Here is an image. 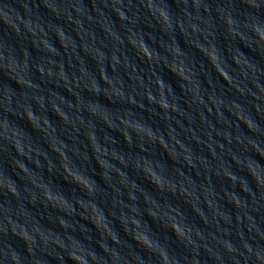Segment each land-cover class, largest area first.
<instances>
[{
    "label": "clouds",
    "instance_id": "1",
    "mask_svg": "<svg viewBox=\"0 0 264 264\" xmlns=\"http://www.w3.org/2000/svg\"><path fill=\"white\" fill-rule=\"evenodd\" d=\"M141 3L143 4V3H145V0H141ZM252 5L253 6H255V0H252ZM146 6H147V8H148V11H149V13L151 14V12H150V10H149V7H148V0H147V3H146ZM233 21V20H232ZM235 24V21H233V25ZM253 32L256 34V36L258 37V39H260V40H264V34H262L261 33V31H260V29L258 28V27H256V26H253ZM232 35L233 36H239L240 37V39L242 40V41H245L246 40V37L242 34V33H240V32H238V31H232ZM206 56V55H205ZM208 58V57H207ZM208 60H209V58H208ZM209 62L211 63V61L209 60ZM212 64V63H211ZM212 66H213V68L216 70V67L212 64ZM9 70H11V69H9ZM221 70V69H220ZM217 71V70H216ZM218 73H219V75L223 78V79H225V80H228L229 81V78H228V76H227V74H226V72L225 71H217ZM101 79H104V76H103V73H101ZM230 82V81H229ZM17 83H20L19 82V80H17ZM93 91H95V89H93ZM148 96H151V97H153V95L151 94V93H148ZM148 96H147V99H148ZM120 99H123L122 97L120 98ZM149 100V99H148ZM150 102V101H149ZM160 107V106H159ZM25 114V113H24ZM26 115V114H25ZM27 116V115H26ZM28 118V117H27ZM237 119H240V117L238 116L237 117ZM29 120V119H28ZM123 121L124 120H121V123L123 124ZM30 122V121H29ZM245 123H247V122H245ZM111 127V126H110ZM250 130H252L251 128H250ZM128 135H129V137H130V134L128 133ZM229 179H232V176H229L228 177ZM10 193L13 195V196H17L16 195V192H12V191H10ZM44 195V199L45 200H47L48 199V197H47V195L44 193L43 194ZM49 203L51 204V202L49 201ZM52 206L54 207V205L52 204ZM173 230V229H172ZM173 232L176 234V232L173 230ZM14 234H17V235H20L21 236V238L22 239H25V240H27L28 239V237L24 234V232H23V230L20 232V233H16L15 231H14ZM138 242V241H137ZM138 243H140V242H138ZM149 249V248H148ZM150 250V249H149ZM70 258L71 259H73V260H75L76 262H77V260H76V257L75 256H73V255H71L70 254ZM12 260H13V262H14V264H18V256L15 254V253H13L12 254ZM161 260H162V258H161ZM163 261V260H162ZM77 264H78V262H77Z\"/></svg>",
    "mask_w": 264,
    "mask_h": 264
}]
</instances>
